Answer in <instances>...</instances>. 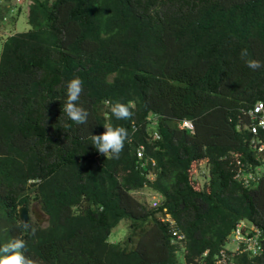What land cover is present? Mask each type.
I'll use <instances>...</instances> for the list:
<instances>
[{"label": "trees", "instance_id": "trees-1", "mask_svg": "<svg viewBox=\"0 0 264 264\" xmlns=\"http://www.w3.org/2000/svg\"><path fill=\"white\" fill-rule=\"evenodd\" d=\"M29 23L0 51V247L23 237L35 264H217L238 222L264 232V152L252 143L264 144V127L246 128L264 103V66L245 64L264 63V0H36ZM76 76L82 125L62 111ZM117 101L130 119L112 115ZM107 122L128 130L118 159L90 139ZM235 153L242 172L260 170L250 185L235 177ZM204 154L196 188L189 172ZM146 186L158 206L133 195ZM31 198L49 219L25 229L16 205ZM252 254L244 243L234 260L264 264Z\"/></svg>", "mask_w": 264, "mask_h": 264}, {"label": "clouds", "instance_id": "clouds-1", "mask_svg": "<svg viewBox=\"0 0 264 264\" xmlns=\"http://www.w3.org/2000/svg\"><path fill=\"white\" fill-rule=\"evenodd\" d=\"M27 1H29V2H27ZM40 1L46 2L48 5L55 7L56 3H62L66 0H40ZM25 3H26V5L24 7V10L22 11V8H23ZM35 3H36V0H0V26H3L4 24H6L9 21L6 19L7 18L6 15L8 13H11L14 11L24 12L26 7L28 8L27 13H28V23H29L30 8ZM14 18H16V16H14ZM11 24H12V22H11ZM31 28L32 27L30 25V29ZM29 30H27V31H29ZM23 32H25V31H23ZM11 35H13V34H11ZM11 35H8L7 37H9ZM4 40L3 41L1 40V42H2L1 49L3 46ZM1 49H0V51H1ZM248 55L249 54H248L247 49L241 50L240 57L242 59L245 57H248ZM245 64H246V67H248L249 69H252L254 71L261 68L262 66H264V63H262L260 60L252 59V58L246 59ZM83 83L84 82L82 81V79L78 76L70 79L67 82L66 100H65V103H64L63 109H62L63 113L68 117V119L77 125L87 124L88 116H89V112L80 104V97H81V94L84 90ZM260 104H263L262 110H260V111L256 110L257 106H259ZM110 111H111L112 115L117 120H127V119H130L133 115V113L131 111V104L130 103L125 104V103H122L119 101L111 104ZM249 114L252 116L253 119H256L257 121L256 122L253 121L249 125H246V128H248L253 133H256L258 130V127H264V122H263L264 121V103L258 102L254 106L253 110H251L249 112ZM148 119L151 121L150 126L151 125L155 126L156 123H154V122L152 123V120L155 119V117L154 118L149 117ZM181 126L187 128L189 132H194V130H195V123L192 120H189L186 118L181 121ZM103 127L105 130L101 134H99V135H92L91 134L90 139H91L92 145H94L95 148L97 149V151L100 154L104 155L106 158H117L118 159L120 153L123 151L124 143L128 138V130L123 126H114L111 122L105 123L103 125ZM155 137L159 138L160 137L159 133H157ZM252 143L254 144V146H257V144H258V146L261 144L264 145L263 143H257L255 141V138L252 139ZM141 148L144 149L143 147H141ZM259 152H264V151L259 150ZM232 155H233V153H232ZM234 157L237 161V164L239 165V169H238L237 173L235 174L236 178L241 179V177H243L244 183L246 185H250L251 181L258 179L259 174H260L259 169H257V171H258L257 174L256 173L254 174L253 172L249 173L247 171L242 172V168H241L237 153L234 154ZM261 158H264V156H262ZM211 161H212L211 158L209 156H206L205 154L198 157V159H195L193 161L189 173H190V182H191V184L195 185L196 188H203V186L205 185V180H206L207 175H208L209 170H210V162ZM197 166H199L200 170H197ZM202 178H204L203 182H201V180H200ZM197 183L201 187H198ZM146 187H148V186H146ZM144 190L145 189L142 188L140 190L132 191V193L138 192V191L143 192ZM156 193H157L156 197L152 198V200L149 201V204L151 206H158L160 204L162 196L158 192H156ZM138 199L140 201H142L140 198H138ZM40 203L41 202L39 199L31 198L29 203L23 202V203H18L16 205V206H18L17 207L18 218H19V221H20L21 226L23 228L27 229L30 227V225L28 223L30 222V220H32L31 214H32V211L34 210V207L37 204L40 206L42 212L47 217V220L49 219L48 214L45 211H43ZM27 204H29V205H27ZM22 207H24L25 209L28 210V214H29L28 222H25L24 220H21V218H20L19 213H20V209ZM162 219L167 220L169 218H162ZM35 221L40 223V221L38 219H36ZM241 222H244L247 225V227H254L255 229L260 231L261 237H260V239L258 238L259 248H257L256 252L251 250V252L253 253L252 256L260 255L264 251V246H263L264 243H262V242H264L263 230H261L260 228H257L254 225L249 226L245 220L238 222L236 224V227ZM46 223H47V221H46ZM236 227L234 228V230L230 234L231 235V245H232L233 251H231V253H229L225 248L222 249L220 251L221 256L218 257L217 264H241V263H236L234 260V257L237 254H239V252H241L239 250H236V247H237V244L235 242V240H236V234H235ZM32 232H33V234H35V229H32ZM173 235L175 237H177L176 239H178V240H181L184 238V235L181 234L180 232H173ZM124 237H125V234H124L123 238ZM111 240L117 241L118 239H111ZM26 248H27V245H26V242L23 239V237L13 238V240L8 242L4 246L0 247V264H35V261L33 259H31L25 255Z\"/></svg>", "mask_w": 264, "mask_h": 264}, {"label": "rangeland", "instance_id": "rangeland-1", "mask_svg": "<svg viewBox=\"0 0 264 264\" xmlns=\"http://www.w3.org/2000/svg\"><path fill=\"white\" fill-rule=\"evenodd\" d=\"M25 5L26 3L24 4L22 11L24 10ZM22 11L20 12L14 11L6 15L7 17L6 19L9 21L3 26H0V49L2 45L1 40L3 41L8 35L15 34L16 32L27 31L30 29V24L28 23V13H27L28 8L26 7L25 11L24 12ZM14 16H16V18H14ZM197 170H200L199 166H197ZM203 179L204 178L200 179L201 182H203ZM197 186L201 187L198 183H197ZM143 189H145L143 192H139V191L133 192V195L137 198H140L145 203H149V201L152 200V198L156 197L157 193L153 191L151 188L145 187ZM31 218L33 221L38 219L41 224H46V221H47V217L42 212L38 204L34 207V210L32 211V214H31ZM128 223L129 221L127 219L122 220V222L114 229V231L110 235V238L111 239H119L120 237L122 238L124 236ZM229 246L230 248H232V245H229Z\"/></svg>", "mask_w": 264, "mask_h": 264}, {"label": "built area", "instance_id": "built-area-1", "mask_svg": "<svg viewBox=\"0 0 264 264\" xmlns=\"http://www.w3.org/2000/svg\"><path fill=\"white\" fill-rule=\"evenodd\" d=\"M262 108L263 104H260L259 106H257L256 110L260 111L262 110ZM258 149L260 151H264V145H259ZM250 231H255L254 235H250ZM235 234V242L237 244L236 250L242 251L243 244L247 243L248 249L253 250L254 252L257 251V248H259L258 238L261 237V233L259 230L255 229L254 227H247L244 222H241L237 225L235 229Z\"/></svg>", "mask_w": 264, "mask_h": 264}, {"label": "water", "instance_id": "water-1", "mask_svg": "<svg viewBox=\"0 0 264 264\" xmlns=\"http://www.w3.org/2000/svg\"><path fill=\"white\" fill-rule=\"evenodd\" d=\"M19 215H20L21 220H24L25 222H28V220H29V214H28V210L27 209H25L24 207H22L20 209Z\"/></svg>", "mask_w": 264, "mask_h": 264}]
</instances>
